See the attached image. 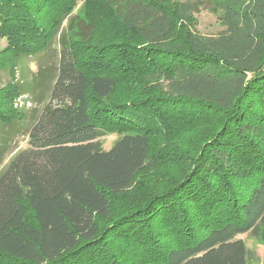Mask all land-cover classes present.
Segmentation results:
<instances>
[{"label": "trees", "instance_id": "1", "mask_svg": "<svg viewBox=\"0 0 264 264\" xmlns=\"http://www.w3.org/2000/svg\"><path fill=\"white\" fill-rule=\"evenodd\" d=\"M101 1L124 13L122 1ZM76 2L0 0V40L17 69L49 51ZM75 28L79 42L59 33L49 100L30 121L28 111L1 107L0 96V260L248 264L240 237H264V52L250 68L225 66L195 48L137 49L128 33L124 45L94 47V25ZM212 72L231 79L223 105L160 87ZM7 86L18 96L33 89ZM189 123L202 133L180 171L165 179L156 168L149 187L114 215L111 198L126 195L146 168L152 137L188 131ZM107 135L116 137L110 150L102 147ZM14 136L27 147H12Z\"/></svg>", "mask_w": 264, "mask_h": 264}, {"label": "rangeland", "instance_id": "2", "mask_svg": "<svg viewBox=\"0 0 264 264\" xmlns=\"http://www.w3.org/2000/svg\"><path fill=\"white\" fill-rule=\"evenodd\" d=\"M120 1L122 2L118 9L124 13L115 14L101 0H77L61 22L52 42L53 50L50 48L38 57L25 58L18 69L14 55L7 50L8 45L0 40V66L3 68L0 71L1 107L7 106L13 111H28L30 121V118L48 102L49 89L56 74L59 33H65L69 42L81 41L80 32L75 28L77 21L94 25V47L108 44L114 46L116 43L124 45L123 41L129 36V43L137 49L152 46L159 49L195 48L197 51L209 52L219 57L225 66L232 64L249 68L264 52V0H135L132 3L136 5L139 2L141 5L130 6L131 8L126 2L129 0ZM120 16H124L127 22ZM184 34L190 36L189 43L185 41ZM121 37L122 40L119 39ZM213 73L206 79L191 78L183 81L179 77L167 85L161 84L160 87L168 93L195 95L208 103L223 105L230 95L227 93L231 79ZM10 80L24 85L32 83L33 89L29 94L18 96L12 86L4 87ZM136 89H140V86ZM187 129L188 131L180 133L174 131L171 137L160 134L152 137L146 168L138 175L126 195L111 198V211L114 215L121 210L122 203L138 196L139 191L144 190V183L145 189L149 187L148 177L156 168L163 171L165 179L180 171V159L184 154L193 151L202 133L201 130L198 131L200 128L196 127L195 123H189ZM202 129L208 130V127ZM115 141L114 135L102 137L103 149L110 150ZM12 142V147H27L23 137L14 136ZM150 183L151 186L153 182ZM240 238L250 251L248 264H264V237L259 239L244 235ZM0 264H9V261L0 260Z\"/></svg>", "mask_w": 264, "mask_h": 264}]
</instances>
